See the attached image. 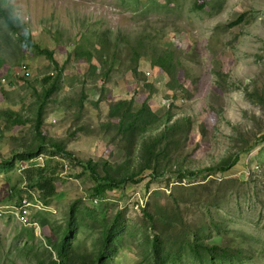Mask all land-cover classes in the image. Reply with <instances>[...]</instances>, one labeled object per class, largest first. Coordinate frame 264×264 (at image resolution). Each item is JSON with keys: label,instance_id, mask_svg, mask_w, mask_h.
Segmentation results:
<instances>
[{"label": "rangeland", "instance_id": "obj_1", "mask_svg": "<svg viewBox=\"0 0 264 264\" xmlns=\"http://www.w3.org/2000/svg\"><path fill=\"white\" fill-rule=\"evenodd\" d=\"M0 1L26 25L27 30L21 31L30 33L52 55L26 43L22 34L0 18L1 54L7 61L0 67V109L11 107L33 116L38 101L34 88L40 89L46 74L64 68L61 88L46 106L43 132L73 152L72 157L62 158L45 150L41 154L47 157L38 162L43 166L21 171L26 159L13 161V151L25 148L23 140H33L32 124L12 128L0 141V264H62V260L64 264H93L105 242L103 229H110L112 222L115 227L119 224L112 258L101 264H157L153 255L156 230L145 209H154L156 202H170L173 193L185 199L183 217L196 229L165 236L160 264H264V0H224L218 13L209 6L197 9L194 0L156 9H149L148 0ZM238 16L243 17L241 25L215 35L218 24ZM145 26H166L164 39L193 54V61L184 58L187 70L179 72L176 89L165 87L168 76L152 67L149 57L141 60L140 68L155 85L156 93L150 98L143 82L118 64L112 76L117 85L102 90V81L96 85L87 79L88 62L74 56L83 34L105 29L135 34ZM174 26L181 31L169 34ZM215 59L220 72H216ZM83 88L87 95L84 114L76 121L74 98H79ZM173 93L179 106L174 120L186 117L193 126L182 160L199 173L180 180L173 162L163 177L151 178L145 169L135 176L142 177L140 182L128 180L109 186L103 197L93 196L97 181L84 168L88 161L107 159L99 166L103 175L110 168L121 176L127 161L134 167L129 174L141 162L139 147L131 158L122 144L111 139L113 129L101 128L108 121L110 103L133 97L135 111L147 103L161 116L170 104L166 95ZM65 98L72 99V104L67 103L69 112L60 103ZM76 128L81 131L75 132ZM243 132L245 137L240 135ZM253 133L259 142L239 153L233 168L212 169ZM25 196L45 206L32 210L35 225L21 224L14 213ZM69 225L75 228L69 237L70 258L61 260L58 246ZM195 237L210 244L242 246L243 260L201 261L189 241Z\"/></svg>", "mask_w": 264, "mask_h": 264}, {"label": "trees", "instance_id": "obj_2", "mask_svg": "<svg viewBox=\"0 0 264 264\" xmlns=\"http://www.w3.org/2000/svg\"><path fill=\"white\" fill-rule=\"evenodd\" d=\"M137 3L142 0H135ZM151 3L149 9H156L160 7L173 6L172 4H180L182 0H148ZM162 1H164L162 3ZM195 7L197 9L206 10V6H209L213 13L222 11L224 0H194ZM0 18H3L4 22L18 34H22L24 41L38 50L50 53L49 49L41 47L38 43L34 42L30 33L22 32L21 29L27 30L26 25L22 23L21 19L13 16L8 9L3 6L0 1ZM243 17L238 16L227 23L223 22L216 26L215 35H219L226 29L241 25ZM167 27L152 26L151 28L145 26L142 30H138L135 34H127L118 32L113 34L110 29H105L103 32L95 31V33L87 36L82 35L83 40L79 41L74 48V56L77 60H85L89 64V76L94 84H98V81L104 83L105 86L117 85V82L112 79L113 73L116 70V65H120L126 68L133 78L139 82H143L145 89L148 91L147 97H152L156 93L154 83L148 81L147 76L141 70V60L143 58H150V65L152 67H158L164 74L168 76V83L166 88L173 90L179 86V72L181 70L186 71L184 58H188L193 61L194 57L191 52H186L181 47H178L173 41H167L164 38L167 36L165 31ZM181 30L174 26L169 34H177ZM214 51L213 46H209ZM215 56V51L213 52ZM52 56V55H51ZM72 54L69 56L71 57ZM216 57V56H215ZM216 72H220V62L217 59ZM218 62V63H217ZM6 59L1 54L0 44V67L6 64ZM58 64V63H57ZM63 69L52 73H48L40 80V89L34 88L35 97L38 101L35 102L36 112L33 116H26L22 110H15L13 108L5 107L0 109V141L5 134L12 128L25 125L27 123L32 124L31 132L35 134L32 141L26 142L23 140L25 148L22 151L14 150L16 160L18 159H30L45 150L50 151L51 156H58L62 158H70L73 156V152L68 150L65 143L58 139L49 138L47 134L43 132L44 120L47 113L46 106L50 102L52 96L61 88V78ZM86 82V81H85ZM84 88L80 91L78 99L74 98V103L77 107V115H74L76 121H80L84 114V103L87 98ZM158 93V92H157ZM170 99V104L166 109V112L157 116L153 113L147 103H144L140 109L135 111L133 109L134 99H119L112 101L109 105L107 113V123H104L101 128L103 130L113 129L112 140L117 141L125 147L128 156L134 155L135 151L139 147V158L141 162L138 164V169L130 173V167L132 166L128 161V166L125 173L121 176L119 172L115 174V171L108 168L107 174L103 175L99 166L101 163H107V159H102L101 162H95L93 160L88 161L85 165V170L90 171L92 177L97 181L96 185L92 188V195L96 197H103L109 186H121L128 180L136 183L142 180V177L135 179L138 171L150 170L151 178H160L165 176L166 168H169V164L175 162L177 168L175 174L180 180L184 178H192L199 173V171L193 168H187L185 162L182 160L183 154L187 147L189 134L191 133L193 126L192 123H187V118L182 117L175 119L176 110L179 106L176 105L175 99L178 97L173 93L166 95ZM264 100V95H263ZM65 107L66 112H69L72 104L71 98H65L60 102ZM5 122V124H3ZM81 131L76 128L75 132ZM157 133L152 135L153 132ZM245 137L244 132L240 134ZM257 142L256 133H253L248 139L244 138V145L235 150L227 158L222 160L216 167L223 171L233 168L240 159L239 153L247 152L253 149ZM19 157V158H18ZM190 167V166H189ZM44 169L39 167V171L42 173ZM134 170V167H131ZM52 175H55L52 172ZM51 175V176H52ZM44 177V175H43ZM217 182V180H212ZM182 189L184 187H181ZM156 191V194H159ZM170 202H156L154 209H145V213L150 217L152 226L156 230L154 234V256L157 264L162 262L164 258L163 240L165 236L174 231H186L191 232L196 229L186 222L183 214L187 209L186 201L182 197L180 198L177 193H173L169 196ZM117 219H115L116 221ZM184 226H188L187 230L182 229ZM119 224L115 227L114 222L110 229L106 226L103 229L105 242L101 248L99 254L95 257L96 261L93 264H101L106 259L112 258L111 247L115 243L116 236L118 235ZM75 232L73 225H69L65 229V235L62 237L58 246V256L62 259L70 258L69 237ZM195 233H199L198 230ZM192 247L195 250L197 259L204 261L205 259H232L243 260L244 249L242 246L230 247L229 245L210 244L208 240L195 237L189 239ZM202 251H204L202 253ZM63 263V260L61 262ZM92 264V263H90Z\"/></svg>", "mask_w": 264, "mask_h": 264}, {"label": "built area", "instance_id": "obj_3", "mask_svg": "<svg viewBox=\"0 0 264 264\" xmlns=\"http://www.w3.org/2000/svg\"><path fill=\"white\" fill-rule=\"evenodd\" d=\"M45 154H40L37 155L35 157H32L30 159L25 160L24 162L21 163V167L20 170L21 171H25L27 170L29 167L33 166H37L39 163V160H44V157L47 155ZM54 157V156H52ZM38 166H43L42 165H38ZM67 166V165H66ZM44 205L42 203H38L36 201H34L30 196H25L20 200L19 203V207L17 211H14V213L16 214L19 222L23 225H28V224H36L35 218H32V210H37V209H44ZM4 212V211H2ZM8 212H5V214ZM10 213V212H9ZM2 214V213H0Z\"/></svg>", "mask_w": 264, "mask_h": 264}]
</instances>
